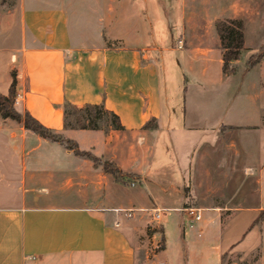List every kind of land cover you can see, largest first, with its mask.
<instances>
[{
    "label": "crops",
    "instance_id": "1",
    "mask_svg": "<svg viewBox=\"0 0 264 264\" xmlns=\"http://www.w3.org/2000/svg\"><path fill=\"white\" fill-rule=\"evenodd\" d=\"M165 29L151 0H0V95H9L15 76L20 114L28 112L81 151L115 163L135 182L119 183L90 159L0 116V264H208L207 239L213 233L219 264L234 254L244 260L255 255L248 264H264V160L253 167L256 204L237 209L226 222L218 208L200 210L199 222L208 211L216 216V226L207 236L201 229L187 239L184 184L193 153L187 165L173 168L156 147L167 126L162 124L167 104L161 60L164 53L176 51L166 48ZM82 40L94 43L82 46ZM184 51L187 70L194 72L203 63L205 78L212 51ZM220 58L222 70V54ZM257 68L264 74V61L245 78ZM252 83L245 82L242 94L259 123L238 127L256 128V153L264 158V76ZM67 103L103 105L124 129L66 128ZM226 126L236 125L214 129V141ZM243 144L241 138L240 153ZM114 209L143 211L126 219ZM152 209L180 216L171 241ZM150 227L160 229L159 235L149 237ZM237 235L238 240L233 238ZM158 241L159 250L150 258L146 248ZM172 249L176 263L169 256Z\"/></svg>",
    "mask_w": 264,
    "mask_h": 264
},
{
    "label": "rangeland",
    "instance_id": "2",
    "mask_svg": "<svg viewBox=\"0 0 264 264\" xmlns=\"http://www.w3.org/2000/svg\"><path fill=\"white\" fill-rule=\"evenodd\" d=\"M151 1L158 19L166 26L165 35L169 42L166 48L176 49L175 52L164 53L161 60L162 97L167 104L162 124L166 123L167 126L156 147L158 152L164 151L167 162L173 161V168L187 165L186 159L193 153L190 175L184 184L187 202L199 210L218 208L223 222H226L237 209L256 204L257 172L253 167L258 160H264L262 155L256 153V128L238 127L259 123L256 116L245 107L249 104L244 101L246 97L242 92H246L245 82L249 80L256 83L264 76L262 69L257 68L248 79L245 78L254 69H248L247 62L264 46V0ZM228 19L243 22L246 49L237 62V69L234 67V74L224 76L215 26L217 21ZM181 40L183 44H180ZM80 43L90 46L94 40H82ZM110 44L108 42L106 45ZM183 48L212 51L209 72L205 78L201 77L203 63H198L194 72L187 70ZM223 124L236 126L223 127L214 141L215 130ZM241 138L246 142L242 153L239 151ZM167 168L169 171L172 169L170 165ZM202 215L201 222L190 216L182 217L187 239L195 238L201 229V235L207 236L208 230L215 228L217 221L214 213L203 211ZM161 218L171 241L172 234L179 229L180 216L175 211H163ZM243 223L244 220L238 225L242 226ZM159 232L160 229L150 227L147 234L151 237L155 233L159 235ZM148 236L142 237L141 241L146 242ZM233 238L238 240V235ZM207 240L210 243L206 254L208 264H219L214 233ZM160 244L158 241L155 246L153 243L147 246L150 258L159 250ZM211 246L215 248L211 249ZM174 252L172 249L169 256L175 262ZM255 259V255L250 260H244L243 256L234 254L226 257L225 261L226 264H248V261L253 262Z\"/></svg>",
    "mask_w": 264,
    "mask_h": 264
},
{
    "label": "trees",
    "instance_id": "3",
    "mask_svg": "<svg viewBox=\"0 0 264 264\" xmlns=\"http://www.w3.org/2000/svg\"><path fill=\"white\" fill-rule=\"evenodd\" d=\"M215 28L222 50V71L227 76L233 75L235 72L234 63L240 60L242 52L246 49L244 24L239 19L219 20ZM263 59L264 46L260 48L256 56L252 57L247 62L248 69L255 68ZM16 95V80L14 76L9 95H0V116L3 119H10L22 123L26 130L44 139L63 144L75 155L90 159L96 167L101 166L105 173L111 175L119 183L135 184L134 176L123 173L115 163L104 161L90 152L81 151L75 142L54 133L51 129L45 127L38 120L33 118L28 112L20 114L15 108ZM64 118L65 127L69 129L104 130L108 126L116 131L124 129L119 117L107 111L103 105H86L82 108H78L67 103L64 105ZM184 208L192 207L186 202ZM259 219H263V215L260 216Z\"/></svg>",
    "mask_w": 264,
    "mask_h": 264
},
{
    "label": "built area",
    "instance_id": "4",
    "mask_svg": "<svg viewBox=\"0 0 264 264\" xmlns=\"http://www.w3.org/2000/svg\"><path fill=\"white\" fill-rule=\"evenodd\" d=\"M137 211H143V210H138V209H114L113 210L114 213H116L119 216H122V217H124L126 219H132L134 217V214ZM185 211L188 213V215L191 218H194L195 221H199L200 220L201 216H200V210L199 209L189 208V209H186ZM152 213H153V218L156 221H160L161 220L163 210H161V209H152ZM115 226H119V222H116Z\"/></svg>",
    "mask_w": 264,
    "mask_h": 264
}]
</instances>
